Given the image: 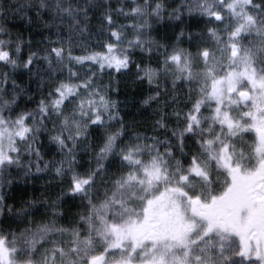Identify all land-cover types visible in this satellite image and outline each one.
<instances>
[{
    "label": "snow or ice",
    "instance_id": "snow-or-ice-1",
    "mask_svg": "<svg viewBox=\"0 0 264 264\" xmlns=\"http://www.w3.org/2000/svg\"><path fill=\"white\" fill-rule=\"evenodd\" d=\"M0 264H264V0H0Z\"/></svg>",
    "mask_w": 264,
    "mask_h": 264
}]
</instances>
